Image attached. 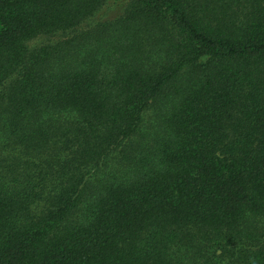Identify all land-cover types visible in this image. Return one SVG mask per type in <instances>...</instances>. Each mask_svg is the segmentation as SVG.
Returning <instances> with one entry per match:
<instances>
[{"label": "trees", "instance_id": "obj_1", "mask_svg": "<svg viewBox=\"0 0 264 264\" xmlns=\"http://www.w3.org/2000/svg\"><path fill=\"white\" fill-rule=\"evenodd\" d=\"M0 264H264V0H0Z\"/></svg>", "mask_w": 264, "mask_h": 264}]
</instances>
